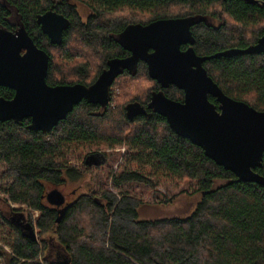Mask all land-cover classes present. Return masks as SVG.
<instances>
[{
  "label": "trees",
  "instance_id": "1",
  "mask_svg": "<svg viewBox=\"0 0 264 264\" xmlns=\"http://www.w3.org/2000/svg\"><path fill=\"white\" fill-rule=\"evenodd\" d=\"M75 1L91 9L86 21ZM50 10L70 20L60 46L50 43L37 22ZM179 17L217 20L219 26L199 22L194 29L195 50L202 56L246 49L264 35V0H0V28L25 29L49 54L51 86H91L112 58L127 56L118 41L127 27ZM66 48L85 52L84 61L62 58ZM204 67L227 96L264 112V54L212 59ZM158 92L184 100L183 91L163 88L141 63L134 73L125 71L116 78L115 99L106 107L84 100L50 133L32 130L30 119L0 122V163L11 179L1 193L7 199L0 198V241L11 250L0 247L2 264H264V186L239 182L203 149L178 136L149 107ZM14 95L0 88V98L11 100ZM209 100L218 106L214 98ZM135 104L147 114L129 119L127 109ZM117 147L126 148L119 173L110 171L100 178L96 192L79 195L63 212L48 204L50 186L82 177L80 169L107 164V150ZM255 172L264 177V158ZM184 182L193 183L203 195L191 216L139 219L144 200L136 195L138 187L176 189ZM10 204L39 217L29 215L20 227L14 219L23 216L22 210ZM26 225L39 229L37 241L24 231ZM54 240L62 254L54 253L51 260Z\"/></svg>",
  "mask_w": 264,
  "mask_h": 264
},
{
  "label": "water",
  "instance_id": "2",
  "mask_svg": "<svg viewBox=\"0 0 264 264\" xmlns=\"http://www.w3.org/2000/svg\"><path fill=\"white\" fill-rule=\"evenodd\" d=\"M246 2L258 4V0ZM37 22L52 45L63 44L64 33L70 27L68 18L50 10L38 16ZM192 25L193 18H172L127 27L119 42L130 56L110 60L91 86L49 85V54L35 44L25 29L12 32L0 28V88L15 92L11 100L0 98V122L30 119L32 130L50 133L84 100L106 107L116 78L125 71L134 73L138 64L144 62L152 80L163 88L175 86L184 92L183 102L172 100L163 92L154 93L149 107L164 117L178 136L203 149L208 159L232 172L239 182L264 186V177L255 172L264 158V112L227 96L203 66L206 61L222 57L264 54V35L246 49L200 57L193 48L181 50L182 45L194 42ZM146 114L147 110L139 104L127 109L129 119ZM46 199L56 208L66 203L65 195L58 189L48 192ZM14 220L23 226V216ZM26 228L37 241L35 228Z\"/></svg>",
  "mask_w": 264,
  "mask_h": 264
},
{
  "label": "rangeland",
  "instance_id": "3",
  "mask_svg": "<svg viewBox=\"0 0 264 264\" xmlns=\"http://www.w3.org/2000/svg\"><path fill=\"white\" fill-rule=\"evenodd\" d=\"M73 5L76 7L82 19L86 21L91 15V9L88 8L84 3L78 1L73 2ZM17 28H19V26ZM84 54L85 52L72 51L71 48H66L63 52H61V57L66 58V55H69L70 57L68 58V61L75 63L78 61H84L83 58L86 57ZM90 64L92 66L90 69L95 71L93 60H91ZM112 97L114 98L115 96ZM111 105L112 108H115L116 102L113 100ZM107 153L109 154V162L107 164H104L105 162L103 163L104 165L101 163L103 166L101 164L99 166L95 164V167H92L90 171L87 170V168L80 169L84 173L82 177L69 179V182L62 186H50L48 188V192L54 189L60 190L65 196H67L66 205L72 204L81 194L90 193V191L96 192L99 188L98 183L100 178L106 177L110 171L113 175L120 172V165L124 162L126 148L117 147L114 150H107ZM114 154L120 156L117 161H114L116 156ZM71 165L74 167H79L82 165V163L77 164L75 162H71ZM4 170V165L0 163L1 199H7V197L1 193L11 184V179L4 176ZM74 189L77 193L75 196L71 197V193ZM109 189L117 194V190H115L112 184L109 185ZM136 195L138 198H142L144 200V204L138 210L139 219L142 221L173 218L185 219L194 213L203 198L201 193L195 191V186L193 183L189 182H184L176 189H166L164 187L151 189L146 186H141L136 189ZM10 205L15 209H21V214H23V217L26 219V221H29V215H32L34 220L38 219L39 217L38 212L31 211L24 207H17L16 205ZM18 218L20 217H17L16 219L18 220ZM35 233L38 235L39 229H35ZM0 247L11 254L10 248L5 246L1 241ZM0 251H2V249H0ZM54 253L62 254V250L58 247V244L55 240L51 241V257L49 256V259L52 260L54 258ZM0 264H2L1 260Z\"/></svg>",
  "mask_w": 264,
  "mask_h": 264
},
{
  "label": "flooded vegetation",
  "instance_id": "4",
  "mask_svg": "<svg viewBox=\"0 0 264 264\" xmlns=\"http://www.w3.org/2000/svg\"><path fill=\"white\" fill-rule=\"evenodd\" d=\"M179 18H191V17H179ZM199 22H202V23H204L206 26H208V27H211V26H219L218 25V22H217V20H215V19H213V18H201V17H197V18H193V25H192V27H191V32H192V35H193V37H194V42H193V44H190V43H188V44H185V45H182V47H181V50L182 51H187L188 49H190V48H193L194 50H195V43H196V38H195V36H194V29H195V27L197 26V24L199 23ZM148 25V24H147ZM122 34V33H121ZM120 34V35H121ZM120 35H119V38H120ZM118 38V39H119ZM119 41V40H118ZM119 44H120V42H119ZM121 46V45H120ZM122 47V46H121ZM123 48V47H122ZM124 49V48H123ZM125 50V49H124ZM125 52H127V56L126 57H129L130 56V53L128 52V51H126L125 50ZM195 52H196V50H195ZM196 54L198 55V56H200V57H207V56H202V55H200V54H198L197 52H196ZM126 57H123V58H126ZM115 58H120V57H115ZM112 59H114V58H112ZM111 59V60H112ZM141 63H143V64H145L146 65V67H147V69H148V66H147V64L146 63H144V62H140L139 64H141ZM138 64V65H139ZM205 65V63L203 64V66ZM108 67V66H107ZM205 68V67H204ZM107 69V68H106ZM114 84V83H113ZM111 100H112V87H111ZM111 100H110V102H111ZM184 101V100H183ZM218 106H219V104H218ZM217 106V107H218ZM76 190L74 189L73 191H72V193H71V197H73V196H75L76 195ZM66 197V200H67V196H65ZM49 204V203H48ZM70 205V204H69ZM50 206H52V205H50ZM67 205H66V203H65V205L62 207V208H56L55 206H52L55 210H62V209H64L65 207H66ZM15 221V220H14ZM24 223L25 222H27L26 221V219L25 218H23V220H22ZM16 222V221H15ZM18 224H20V223H18L17 222V225ZM27 224V223H26ZM21 227V226H20ZM25 230V232L26 233H28V231H27V228L26 227H23Z\"/></svg>",
  "mask_w": 264,
  "mask_h": 264
}]
</instances>
